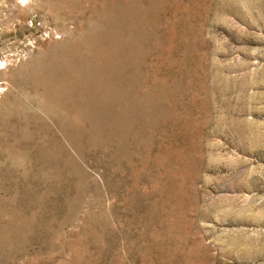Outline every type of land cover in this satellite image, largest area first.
Returning <instances> with one entry per match:
<instances>
[{
    "label": "rangeland",
    "instance_id": "obj_1",
    "mask_svg": "<svg viewBox=\"0 0 264 264\" xmlns=\"http://www.w3.org/2000/svg\"><path fill=\"white\" fill-rule=\"evenodd\" d=\"M0 264H264V0H0Z\"/></svg>",
    "mask_w": 264,
    "mask_h": 264
}]
</instances>
